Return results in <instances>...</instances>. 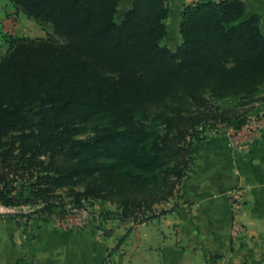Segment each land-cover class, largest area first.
I'll use <instances>...</instances> for the list:
<instances>
[{"label": "trees", "instance_id": "trees-1", "mask_svg": "<svg viewBox=\"0 0 264 264\" xmlns=\"http://www.w3.org/2000/svg\"><path fill=\"white\" fill-rule=\"evenodd\" d=\"M10 1L58 37H11L0 58V203H41L34 214L41 220L65 217L51 199L62 187H71L77 207L93 196L118 202L124 219L141 171L172 175L180 184L193 163L186 135L195 134L190 145L202 140L198 127L203 130L210 118L233 128L245 122L213 109L206 93L252 96L264 86L260 15H248L243 0L185 5L175 49L164 43L170 14L165 0H132L121 17V0ZM148 104L164 111L163 128L145 144ZM92 121V133L79 137ZM96 151L133 170L105 181L114 164L96 160ZM94 174L82 190L72 188ZM17 178L27 182L28 196L14 193ZM145 202L149 214L134 215L136 223L168 211L153 213L152 200Z\"/></svg>", "mask_w": 264, "mask_h": 264}, {"label": "crops", "instance_id": "crops-1", "mask_svg": "<svg viewBox=\"0 0 264 264\" xmlns=\"http://www.w3.org/2000/svg\"><path fill=\"white\" fill-rule=\"evenodd\" d=\"M243 1L248 15L257 13L264 20V0ZM1 2L4 30L9 24L5 14L15 8L13 34L33 30L43 36L41 28L22 20L28 16L10 0ZM190 151L191 170L180 181L176 204L164 206L165 214L133 224L128 234L124 225L106 232L110 219L104 225L90 220L80 228L55 215L0 220V264H264V126L244 148H234L227 134L218 133L194 143ZM235 187L245 189L241 220L247 227V236L236 245L230 237L228 199Z\"/></svg>", "mask_w": 264, "mask_h": 264}, {"label": "rangeland", "instance_id": "rangeland-1", "mask_svg": "<svg viewBox=\"0 0 264 264\" xmlns=\"http://www.w3.org/2000/svg\"><path fill=\"white\" fill-rule=\"evenodd\" d=\"M2 0H0L1 2ZM166 5L170 10V14L165 20L167 34L164 39V43L171 49H175L177 44L181 40V36L179 33V21H180V13L185 7V5L193 4L194 2L200 0H165ZM217 1V0H215ZM132 0H121L119 4L118 15L121 17L125 11L130 7ZM2 3V2H1ZM2 5L0 4V11L2 9ZM15 9V8H14ZM11 10L5 16L9 19V24L7 30H4V25L1 24L4 17L0 18V58L5 55L9 48V40L11 37H26V38H36L40 36H35L33 30L29 32L26 36L14 35V29L17 26V10ZM22 20L26 22L34 23L37 29H42L43 36L46 37L50 35L52 37L58 38L52 32V28L48 23H44L43 26L39 25L34 19L23 18ZM19 18V21H22ZM22 23V22H21ZM260 26L262 31L264 32V20L262 21L260 18ZM206 96L210 100V104L212 108L218 109V111L225 113V115L240 117L245 120L242 126L239 128H233L232 125L225 124L221 122L219 119L216 120L214 118H210L207 124L203 127V130H200V126L198 127L199 131H202L199 134L200 137H206L213 134H227L230 138L233 135L239 133V135L243 138L246 135V128L249 125H254L257 128V135L260 132V129L264 126V86H261L259 89L255 91L252 96L245 95L242 92H228L222 97H214L210 96L209 93H206ZM163 110L160 106L156 104H148L146 106V117L143 121L145 132L141 136V140L143 143L147 144L150 142L152 137L155 135L157 131H162L163 123L161 122L160 115L163 114ZM97 124V121H92L87 123V128L84 130L79 137L85 138L90 133H92V127ZM195 134L186 135L184 144L191 149L192 145L196 142H193L191 145L188 144L189 141L194 139ZM96 160L102 161L107 164L113 163L112 168H106L104 172V180L106 181H116L120 176H122L126 171H132L131 167L128 165L121 163L113 154L104 153L102 151H96L93 155ZM192 166V162L189 161V167ZM93 176L83 177L78 180L75 185L72 186L73 189L82 190L83 185L86 181H91ZM149 177V178H148ZM131 178L129 176L124 175V183L130 185ZM16 190L14 193L17 196L23 195L28 196L27 182L24 181L23 178H17L16 181ZM133 191H129V198L131 202L130 206V214L124 219L121 218L122 208L119 206V203L104 197H89L85 200H82V205L77 207L73 201V195L70 193V188L62 187L57 189L53 196L52 201L55 203V212L59 211L61 208L64 210V216L70 215L72 219H78L81 222V225H84L85 222L90 220H103V225L106 224L105 220L110 219L108 223H110V227L105 226L106 232L110 231L115 226L124 225L125 232L128 234L133 224L136 223V219H133V216L136 215L137 218H144L145 215H148L149 212L145 211L148 203L146 200H152V208L151 212L161 213V211L165 210L164 206H166L167 202L170 205L174 206L176 201L180 197V184L176 182L174 177L171 175L164 176L159 172L154 175L150 173H144L141 171V174L134 179ZM24 203L19 200L14 203L13 206L10 207L8 211L0 210V220L13 219V218H22V213L26 210V206ZM163 204V205H162ZM77 207L78 211H73L72 208ZM11 216V217H10ZM35 215H30V217H34ZM131 223V224H130ZM130 224V225H128ZM125 233V234H126Z\"/></svg>", "mask_w": 264, "mask_h": 264}, {"label": "built area", "instance_id": "built-area-1", "mask_svg": "<svg viewBox=\"0 0 264 264\" xmlns=\"http://www.w3.org/2000/svg\"><path fill=\"white\" fill-rule=\"evenodd\" d=\"M245 137H241L239 133L233 135L231 139L232 145L236 149H241L251 144L257 135V128L254 125H249L246 130ZM245 189L243 187H235L229 192L228 199L231 209V223H230V237L234 245L240 242L247 236V227L241 220V211L245 203ZM14 205V204H13ZM6 206L0 203V210L8 211L11 206ZM26 210L22 215H34L36 211L42 206V204H24ZM75 207V206H73ZM73 211H78L77 207L72 208ZM11 217V216H10ZM64 222L75 228H80L81 222L78 219L70 218V215L65 216Z\"/></svg>", "mask_w": 264, "mask_h": 264}]
</instances>
